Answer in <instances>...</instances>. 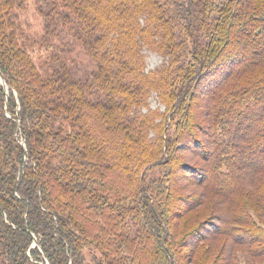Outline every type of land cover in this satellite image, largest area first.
<instances>
[{"label":"trees","instance_id":"16d2710c","mask_svg":"<svg viewBox=\"0 0 264 264\" xmlns=\"http://www.w3.org/2000/svg\"><path fill=\"white\" fill-rule=\"evenodd\" d=\"M0 78V264H179L220 233L211 264H264V163L237 165L264 151V0H0ZM179 171L211 234L175 238Z\"/></svg>","mask_w":264,"mask_h":264},{"label":"rangeland","instance_id":"374dc122","mask_svg":"<svg viewBox=\"0 0 264 264\" xmlns=\"http://www.w3.org/2000/svg\"><path fill=\"white\" fill-rule=\"evenodd\" d=\"M28 14V21H29V31L32 32H39V16L37 13L33 10L32 7H28L27 12ZM39 39V38H38ZM143 54L145 58L146 68L145 70L152 69L156 66H158L162 62V57L155 52L149 51L147 49H143ZM215 84H213L210 88H214ZM200 106L202 107L204 104V100H201L199 102ZM264 103L259 104V106L256 107L258 110L263 108ZM148 106L150 108H156L160 107L162 110L164 107L161 106L159 101L157 100L154 92L150 94V97L148 98ZM200 107V108H201ZM255 109V111H257ZM144 110V109H143ZM256 114V112H255ZM251 117V119H247L253 122H256V119L259 117V115H255ZM255 125H258L255 123ZM258 127V126H257ZM261 146H252L247 151H241L242 152V161H238L237 165L239 166V173L242 171H247L248 169L254 168L257 164L264 163V151L260 148ZM181 152L180 156H183V159H186L191 164L195 165H202V159L200 158V155L198 152L192 153V150L190 149H184L179 151ZM178 152V153H179ZM177 153V154H178ZM238 153V152H237ZM192 178V177H191ZM260 178H264V175ZM195 178L188 179L187 176L183 175V172H177L174 176V193L176 195H180L183 198L182 202H177L178 206L177 209L179 210L177 218H173L171 221L172 230L174 231L177 226L180 228V234H175V238H181L182 235H187L194 230H198L203 228L202 230L206 234H211L215 228L214 225H211L210 220L211 218L206 217V210H203L206 205H210L211 202H215L216 197H206L202 198L201 192L202 189L199 184L195 183ZM197 180V179H196ZM230 183V180H224L223 182H218L220 186H225L226 184ZM252 182L248 181L246 183V188L251 187ZM262 186V183L260 180L255 181L253 189ZM193 201L196 202L193 205H190L191 208L185 209L188 207L187 201ZM254 203V200H252ZM174 204L172 203V206ZM184 209V210H182ZM202 218V219H201ZM261 220L264 222V215H262ZM208 221V222H206ZM215 221V220H214ZM218 222V221H216ZM243 229V228H242ZM248 229V227H247ZM208 239H205L202 244H200V248H198L195 251H192V249L189 248L188 244L182 245L179 249L180 253L182 254V257H179V264H211L215 262L220 255L224 252V244L229 239L226 236V234L220 233L217 235V237H207ZM242 244L234 245V248L232 250V256L231 261L232 264H256V261L252 259V255L247 252L246 247ZM87 248H84V252L86 253L87 258H91L87 253ZM248 253V254H246ZM250 259V262L248 261ZM230 260V258H229ZM38 264H48L47 260L39 261Z\"/></svg>","mask_w":264,"mask_h":264},{"label":"water","instance_id":"95a60500","mask_svg":"<svg viewBox=\"0 0 264 264\" xmlns=\"http://www.w3.org/2000/svg\"><path fill=\"white\" fill-rule=\"evenodd\" d=\"M0 79H2V78H0ZM2 82H3V80H2ZM47 263L50 264L48 260H47Z\"/></svg>","mask_w":264,"mask_h":264}]
</instances>
